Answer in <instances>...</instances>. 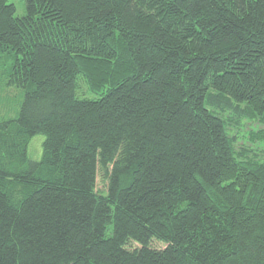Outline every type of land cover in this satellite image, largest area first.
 I'll use <instances>...</instances> for the list:
<instances>
[{"label":"trees","instance_id":"obj_1","mask_svg":"<svg viewBox=\"0 0 264 264\" xmlns=\"http://www.w3.org/2000/svg\"><path fill=\"white\" fill-rule=\"evenodd\" d=\"M22 1L0 0V86L23 92L0 264H264V159L240 143L264 0Z\"/></svg>","mask_w":264,"mask_h":264},{"label":"rangeland","instance_id":"obj_2","mask_svg":"<svg viewBox=\"0 0 264 264\" xmlns=\"http://www.w3.org/2000/svg\"><path fill=\"white\" fill-rule=\"evenodd\" d=\"M9 2L16 5L18 16L24 15L25 5L22 0H9ZM22 100V90L16 88L8 89L3 88V86H0V121L8 118H16L18 116ZM244 128L242 131L243 137L240 138V143L242 144V146L248 147L252 151H255V154L259 153V155H261L260 159H264V137H260L264 134V123H259L255 121L246 124ZM253 133H258L256 136L259 137H253ZM43 141V136H37L31 141L28 152L30 158L33 161H39L41 159Z\"/></svg>","mask_w":264,"mask_h":264}]
</instances>
